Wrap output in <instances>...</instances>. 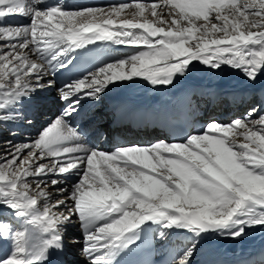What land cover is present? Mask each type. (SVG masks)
Returning <instances> with one entry per match:
<instances>
[{"label":"snow or ice","instance_id":"obj_1","mask_svg":"<svg viewBox=\"0 0 264 264\" xmlns=\"http://www.w3.org/2000/svg\"><path fill=\"white\" fill-rule=\"evenodd\" d=\"M17 16L29 22H8ZM98 42L132 52L98 56ZM229 71L240 74L239 84L223 80ZM62 73L69 78L57 86ZM209 77L220 79L205 83ZM261 77L264 0L78 8L59 0H0V138L60 104L35 137L4 140L0 264H70L75 245L86 264H157L146 258L157 245L170 246L167 264H218L211 258L227 251L224 242L257 230L264 235ZM138 82L181 94L179 103L144 109L171 139L156 135L154 142L102 149L95 140L126 129L115 110L97 105L112 88ZM221 98L239 114L196 127L202 102ZM125 111L144 118L137 107ZM176 121L182 126L172 127ZM49 186L63 198L53 201ZM69 225L82 239L65 240ZM236 264H264V246L242 251Z\"/></svg>","mask_w":264,"mask_h":264},{"label":"bare ground","instance_id":"obj_2","mask_svg":"<svg viewBox=\"0 0 264 264\" xmlns=\"http://www.w3.org/2000/svg\"><path fill=\"white\" fill-rule=\"evenodd\" d=\"M49 1L50 0H48V2ZM59 2L64 3L69 7H71L70 0H59ZM133 2L134 0H127L118 3H133ZM135 2L151 4V3H160L161 0H152L150 2H144V1H135ZM18 17L19 16L13 17L8 22L17 23L16 19ZM99 46H100L101 54L112 57H122L132 52L131 48L125 46L112 45L106 47L100 43ZM219 79H220L219 77H209L205 80V83L211 81L213 84H215V82ZM261 79H264V77H261ZM223 80L232 85H237L241 80V76L239 73H233L229 71L227 74L223 75ZM57 86H59L58 81H57ZM145 95H148L147 99H145L146 98ZM52 96H55V89L52 90ZM179 97H181V94L179 92H175V91L165 92L163 88H161L158 91H153L151 87H145L142 82H138L136 84H133L131 87H127V88H112L104 96L103 100L99 105H97V107L101 108L103 111L106 112L110 110L116 111L117 116L121 121V127L126 129L125 131L119 133L120 135L125 137V142H129L130 144L145 143L146 140L150 141L156 135H159L161 138L162 136L159 134L158 129H155L154 127H149L148 124H144L143 127H136V128L128 127L127 124L122 122L124 121V117H125L123 114L126 113L125 107L145 106V105L154 106L156 103L173 102L174 99H177ZM59 105L60 104L58 103L49 104L46 110V114L44 116H41L39 120L34 121L31 127H28L26 125L14 126L12 128V132L15 133L14 136L11 135L8 131H5L3 133V137L0 138V155L3 154L4 140L11 139L13 144H15L19 142H26L28 141L29 138L35 137L37 130L41 127L42 123L46 121L49 117L54 116L58 112L57 107ZM85 106L87 107L88 105L86 104ZM238 114H239V109L233 107L229 99L221 98L216 103H207L205 105L202 102L201 111L196 113L195 116L197 117L196 119L201 123L211 118H215L220 122H227L229 118H235ZM107 141H111V139ZM94 142L104 150H110V148L113 145L110 143H106L103 139L95 140ZM72 177L75 178L76 176H72ZM72 181L69 179V186ZM34 186L35 185L33 184V187ZM58 187H65V185H60ZM48 191L53 194L52 195L53 201L63 198L61 195L56 194L57 192L56 188L49 186ZM65 195H67V193H65ZM56 211H65V209L60 208V209H56ZM2 219L7 220L8 219L7 214H5L2 217ZM70 237H75L76 239L82 238L80 234V230L76 225L68 226V233L65 237V240L67 241V239H69ZM176 239H177L176 237H173L174 241ZM261 246H264V235H262L260 231L257 230L256 232L250 233L249 237L245 240L238 242H230V241L224 242L222 247L223 249H227V251L222 252L219 255L213 256L211 259L217 261L218 264H236V261L240 258L242 251L247 252L250 249H259ZM79 249H80L79 245L72 246L71 249L72 254L69 257L70 264H86V261H84L79 254ZM169 249L170 246L161 247L157 245V251L159 253H165L166 257L170 259ZM256 259L258 260L259 257L257 256Z\"/></svg>","mask_w":264,"mask_h":264},{"label":"rangeland","instance_id":"obj_3","mask_svg":"<svg viewBox=\"0 0 264 264\" xmlns=\"http://www.w3.org/2000/svg\"><path fill=\"white\" fill-rule=\"evenodd\" d=\"M108 6V5H107ZM131 53V52H130ZM213 117V116H212ZM153 141V139L152 140H150V141H148V140H146V142L145 143H150V142H152ZM154 142V141H153ZM124 143H126V144H130L129 142H124ZM124 143H122L121 145H123ZM72 178V179H71ZM71 181L73 180V181H75L76 179H77V177H75V178H73V177H70L69 178ZM82 239V238H81ZM80 246V245H79Z\"/></svg>","mask_w":264,"mask_h":264}]
</instances>
